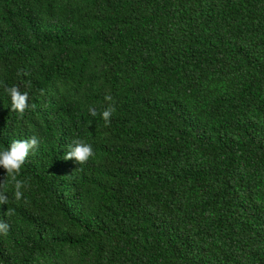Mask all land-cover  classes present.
Here are the masks:
<instances>
[{"label": "trees", "instance_id": "trees-1", "mask_svg": "<svg viewBox=\"0 0 264 264\" xmlns=\"http://www.w3.org/2000/svg\"><path fill=\"white\" fill-rule=\"evenodd\" d=\"M32 136L0 264H264V0H0V151Z\"/></svg>", "mask_w": 264, "mask_h": 264}, {"label": "clouds", "instance_id": "clouds-1", "mask_svg": "<svg viewBox=\"0 0 264 264\" xmlns=\"http://www.w3.org/2000/svg\"><path fill=\"white\" fill-rule=\"evenodd\" d=\"M6 92L10 97V111L18 113L23 116L25 110L29 107L28 105V93L19 90V88L13 86L6 88ZM106 100L110 101L111 96H106ZM34 108L35 105H32ZM90 114L95 116L96 111L89 109ZM115 109L111 106L106 108L102 112V118L107 125L110 123V117L112 116ZM40 141L37 137L32 136L25 140L13 141L7 148L0 151V168L5 170L6 176L11 177L15 181V199L19 200L22 197L20 189L23 187L21 181L16 180V176L20 173L22 165H24L28 154L31 150L38 147ZM94 155L91 144L84 143L82 141H73V144L69 146V150L64 155V160H74L77 164H85ZM4 181L0 183V189L3 188ZM8 203V196L5 190H0V205H6ZM6 215H11V210L5 211ZM9 225L6 222H0V233L7 234Z\"/></svg>", "mask_w": 264, "mask_h": 264}]
</instances>
